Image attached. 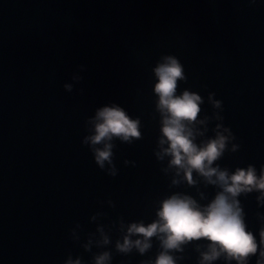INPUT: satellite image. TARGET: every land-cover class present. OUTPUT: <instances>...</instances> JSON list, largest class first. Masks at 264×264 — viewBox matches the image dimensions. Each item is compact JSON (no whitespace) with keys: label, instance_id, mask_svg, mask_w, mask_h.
<instances>
[{"label":"water","instance_id":"1","mask_svg":"<svg viewBox=\"0 0 264 264\" xmlns=\"http://www.w3.org/2000/svg\"><path fill=\"white\" fill-rule=\"evenodd\" d=\"M165 56L183 66L177 94L202 98L195 142L229 130L212 166L231 174L251 165L259 176L264 0H0V264H96L104 253L105 264H154L164 250L156 236L143 253L117 248L125 235L140 238L128 225L157 219L173 194L206 205L220 191L195 171L188 184L162 152L153 69ZM113 104L139 121L140 135L113 137L101 168L93 153L101 145L86 137L96 111ZM236 199L257 242L247 264H257L264 196ZM209 243L167 251L175 264H201ZM210 264L236 261L221 254Z\"/></svg>","mask_w":264,"mask_h":264},{"label":"clouds","instance_id":"2","mask_svg":"<svg viewBox=\"0 0 264 264\" xmlns=\"http://www.w3.org/2000/svg\"><path fill=\"white\" fill-rule=\"evenodd\" d=\"M153 72L156 78L153 85V92L157 96L156 108L161 114L159 144L167 143V147L162 148L163 154L170 156V166L175 167L177 174L182 172L188 184L194 183L192 172L195 171L207 183L218 186L220 191L206 205H200L192 197L182 194H173L163 199L156 212L157 219L147 225H128L127 233L139 234L140 238L133 241L125 235L123 243L117 244V248L126 252L135 246L143 253L150 247L149 238L156 236L164 250L157 256L154 264H175L167 250L179 249L187 241L206 238L210 243L207 251L201 254V264H210L221 254L226 259L235 260L236 264H247V258L257 252V242L253 234L246 231L243 212L236 197L253 190H259L261 196H264V171L257 176L255 168L249 165L246 169L238 168L229 174L226 169L212 166L222 155L226 142L230 139L229 130L223 129V133L228 135L216 131L214 138L198 145L191 126L194 122L204 123L203 120L196 119L202 98L186 89L177 94L178 80L185 79L182 64L174 56H165ZM209 100L213 107H221V102L212 100L211 94ZM92 123L93 134L86 137V142L92 146L101 145L93 147L95 162L101 168L106 161L110 163L112 144L109 141L113 137L128 141L140 135L139 121L130 119L115 104L99 108ZM216 127L219 128L220 125ZM260 236L261 259L257 264H264V230H261ZM107 259L108 254L104 253L97 258L96 264H105ZM74 264H79V261Z\"/></svg>","mask_w":264,"mask_h":264}]
</instances>
